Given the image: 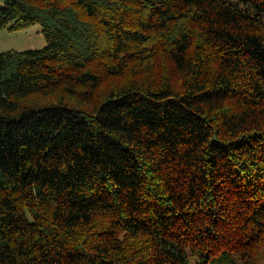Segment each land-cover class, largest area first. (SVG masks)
<instances>
[{"label":"trees","instance_id":"obj_1","mask_svg":"<svg viewBox=\"0 0 264 264\" xmlns=\"http://www.w3.org/2000/svg\"><path fill=\"white\" fill-rule=\"evenodd\" d=\"M4 1L0 264H264V0Z\"/></svg>","mask_w":264,"mask_h":264},{"label":"rangeland","instance_id":"obj_2","mask_svg":"<svg viewBox=\"0 0 264 264\" xmlns=\"http://www.w3.org/2000/svg\"><path fill=\"white\" fill-rule=\"evenodd\" d=\"M3 6H5V1L0 0V7ZM46 45L47 39L41 24L31 25L20 30H11L8 27L0 31V53L40 50Z\"/></svg>","mask_w":264,"mask_h":264}]
</instances>
